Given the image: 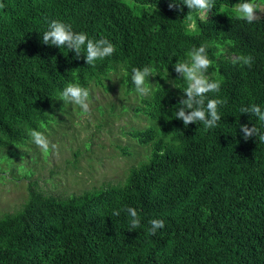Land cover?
Returning a JSON list of instances; mask_svg holds the SVG:
<instances>
[{
    "label": "trees",
    "instance_id": "1",
    "mask_svg": "<svg viewBox=\"0 0 264 264\" xmlns=\"http://www.w3.org/2000/svg\"><path fill=\"white\" fill-rule=\"evenodd\" d=\"M223 1L242 2L212 0L200 14L184 0H0V148L23 144L64 110L69 83L108 91L112 74L134 96L123 109L147 120L120 147L135 157L123 181L66 196L30 183L19 208L0 217V264H264V142L240 131H264L240 111L264 108V13L234 21L218 16ZM53 20L115 51L87 65L82 52L42 42ZM202 45L212 61L205 76L220 83L207 94L222 101L213 128L175 118L186 81L173 66ZM145 66L158 72L141 96L131 72ZM128 207L141 219L135 230ZM153 219L164 227L150 234Z\"/></svg>",
    "mask_w": 264,
    "mask_h": 264
},
{
    "label": "rangeland",
    "instance_id": "2",
    "mask_svg": "<svg viewBox=\"0 0 264 264\" xmlns=\"http://www.w3.org/2000/svg\"><path fill=\"white\" fill-rule=\"evenodd\" d=\"M252 4L255 17L264 13V0ZM238 7L223 1L218 16L242 22ZM170 23L161 19L162 28ZM116 76L112 74V90L90 88L87 113L67 101L62 102L64 110H53V120L38 131L50 141L47 152L33 143L32 132L23 144L0 148V217L19 208L30 183L44 193L66 196L123 181L135 157L123 154L120 147L131 144L128 129L143 127L147 120L123 109L133 105L134 96L123 94Z\"/></svg>",
    "mask_w": 264,
    "mask_h": 264
},
{
    "label": "clouds",
    "instance_id": "3",
    "mask_svg": "<svg viewBox=\"0 0 264 264\" xmlns=\"http://www.w3.org/2000/svg\"><path fill=\"white\" fill-rule=\"evenodd\" d=\"M188 9H200L209 11L212 7V0H184ZM171 7V5H169ZM238 13L241 18L247 22H252L255 17V6L242 0L238 7ZM42 42L54 45L57 48H65L75 51L78 55L82 52L85 56L87 65H94L98 60L109 57L115 51L114 45L107 39H92L84 32H75L71 24L53 20L49 22L47 29L42 33ZM244 65H249L250 57H239ZM212 61L205 52V46L194 48L187 54V59L179 61L173 67L176 73L180 74V78L186 81V88L183 91L186 98L179 102L176 109V119L183 122L184 126L188 124L202 122L205 128H213L220 121L221 117L218 113V106L222 103L219 99L208 98L210 92H218L220 88L219 81H211L205 76L206 70ZM156 71L152 67L145 66L143 68H133L131 72V82L135 86L136 91L141 96L149 95V89L146 87L147 77L155 75ZM61 97L64 101L75 104L87 113L89 110V90L81 86L79 83H69L62 91ZM240 111L251 112L262 124H264V108L260 105L252 104L249 107L241 108ZM240 131L243 132L244 139L249 135L260 132L259 140L264 142V131L258 128L249 129L241 126ZM33 143L40 149L47 152L49 150L50 141L41 132H32ZM55 147V145H52ZM129 217V228L132 230L140 226L141 219L137 211L128 207L126 209ZM119 210H114L113 215L118 216ZM151 227L148 229L150 234H155L157 229L164 227V220L153 219L150 221Z\"/></svg>",
    "mask_w": 264,
    "mask_h": 264
}]
</instances>
